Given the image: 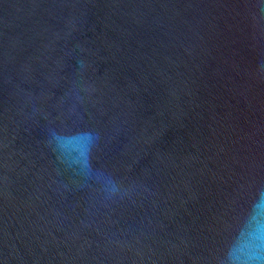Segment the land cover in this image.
<instances>
[{
  "label": "water",
  "instance_id": "obj_1",
  "mask_svg": "<svg viewBox=\"0 0 264 264\" xmlns=\"http://www.w3.org/2000/svg\"><path fill=\"white\" fill-rule=\"evenodd\" d=\"M262 10L0 0V264H264Z\"/></svg>",
  "mask_w": 264,
  "mask_h": 264
},
{
  "label": "clouds",
  "instance_id": "obj_2",
  "mask_svg": "<svg viewBox=\"0 0 264 264\" xmlns=\"http://www.w3.org/2000/svg\"><path fill=\"white\" fill-rule=\"evenodd\" d=\"M102 194L105 199H111L117 196L125 195L126 190L122 189L115 181H109V183L103 187Z\"/></svg>",
  "mask_w": 264,
  "mask_h": 264
}]
</instances>
